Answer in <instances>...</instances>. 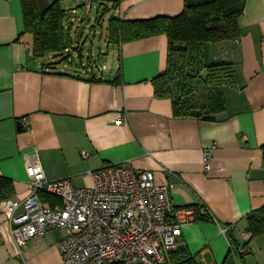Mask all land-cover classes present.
Returning <instances> with one entry per match:
<instances>
[{"label": "crops", "instance_id": "crops-1", "mask_svg": "<svg viewBox=\"0 0 264 264\" xmlns=\"http://www.w3.org/2000/svg\"><path fill=\"white\" fill-rule=\"evenodd\" d=\"M56 1L39 0L40 8ZM60 5L69 45L61 55L36 58L22 0H0V177L13 181L12 198L32 194L33 164L43 167L48 182L68 180L77 188L93 184V171L128 164L169 186L174 208L198 210L173 251L187 250L196 264H264V237L252 240L245 257L238 251L247 216L264 208V0H247L237 40L209 45L211 62L232 63L238 81L225 89L227 108L215 121L176 118L171 100L156 96L153 80L167 64L165 35L110 40L112 17H175L185 0H97L91 9L86 0ZM83 8L89 18L97 11L98 25L109 21L105 42L113 50L108 47L104 58L113 53V67L101 74L87 64L84 28L76 27L74 17ZM206 151L212 153L210 170ZM65 236L51 230L20 255L0 206V264H62Z\"/></svg>", "mask_w": 264, "mask_h": 264}, {"label": "built area", "instance_id": "built-area-1", "mask_svg": "<svg viewBox=\"0 0 264 264\" xmlns=\"http://www.w3.org/2000/svg\"><path fill=\"white\" fill-rule=\"evenodd\" d=\"M95 1L86 0L87 7ZM205 158L210 170L211 151ZM28 172L32 194L0 205L20 255L31 240L59 229L66 233L59 243L62 264H164L183 228L197 220L195 209L173 207L170 187L156 184L153 172L128 164L93 171V184L79 188L68 180L48 182L40 164L30 165ZM41 192L62 204L47 205ZM242 237L246 243L251 233ZM242 245L240 253L245 252Z\"/></svg>", "mask_w": 264, "mask_h": 264}, {"label": "trees", "instance_id": "trees-1", "mask_svg": "<svg viewBox=\"0 0 264 264\" xmlns=\"http://www.w3.org/2000/svg\"><path fill=\"white\" fill-rule=\"evenodd\" d=\"M246 3L247 0H185L184 11L175 17L136 21L112 17L110 40L130 43L165 35L169 42L167 64L165 71L153 80L156 96L171 100L176 118L215 121V116L227 108L225 89L236 87L238 81L235 66L211 62L208 48L210 44L240 37L239 22ZM60 4L61 0H57L42 10L39 0H22L25 32L35 38L36 58L50 53L61 55L69 45L64 28L65 12ZM13 195V181L0 177V203ZM40 197L53 207L62 204L59 198L44 192ZM204 218L209 219L206 214ZM246 222L251 239L244 246L250 250L252 240L264 237V208L249 214ZM164 264H196V261L187 250L179 249L172 251L170 261Z\"/></svg>", "mask_w": 264, "mask_h": 264}, {"label": "rangeland", "instance_id": "rangeland-1", "mask_svg": "<svg viewBox=\"0 0 264 264\" xmlns=\"http://www.w3.org/2000/svg\"><path fill=\"white\" fill-rule=\"evenodd\" d=\"M98 14L97 11L95 10L94 13L92 14L91 18H89L90 16H88L85 12V9L83 8L82 11H80V14L78 16H75L74 18L77 19V23H76V27L80 28H84V35L82 38V47L83 50L86 54V61L87 64H89L93 69H95L96 73L101 74V72H105L108 71V64L110 66V68L113 67V63L112 60H114V55L113 53H111V58L109 59H105L104 57H107V49L108 47L111 46V51L112 49V45L105 42L106 41V35L108 33V22L107 20L104 19V21L102 22V24L98 25L99 23H97V19H98ZM82 21H83V26H82ZM92 31V35H90L89 33ZM102 34L104 35V39L102 40ZM94 37L95 41L91 44L90 38ZM78 39L75 40V42H77ZM101 44H105L104 47H100ZM106 51V52H105ZM105 54V56H104ZM90 56V58L88 59V57ZM57 60L60 63L65 62V59H63V56H59L57 57ZM251 255H248L246 257L249 258ZM253 256V255H252ZM251 256V257H252ZM240 264H243L242 261L240 262Z\"/></svg>", "mask_w": 264, "mask_h": 264}]
</instances>
